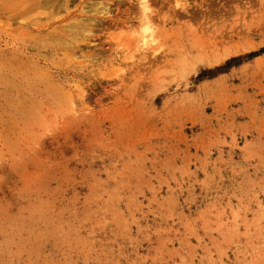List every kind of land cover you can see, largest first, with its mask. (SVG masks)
Masks as SVG:
<instances>
[{
  "label": "rangeland",
  "instance_id": "1",
  "mask_svg": "<svg viewBox=\"0 0 264 264\" xmlns=\"http://www.w3.org/2000/svg\"><path fill=\"white\" fill-rule=\"evenodd\" d=\"M142 1L0 0V264H264V0Z\"/></svg>",
  "mask_w": 264,
  "mask_h": 264
},
{
  "label": "trees",
  "instance_id": "2",
  "mask_svg": "<svg viewBox=\"0 0 264 264\" xmlns=\"http://www.w3.org/2000/svg\"><path fill=\"white\" fill-rule=\"evenodd\" d=\"M256 53H257V52H251L250 55H256ZM250 55H249V56H250ZM241 58H243V56H236V57H233V58L229 59V60L225 63L224 66L227 67V66L231 65L232 63H234V62H236V61H239ZM221 67H223V66L217 67V69H220Z\"/></svg>",
  "mask_w": 264,
  "mask_h": 264
},
{
  "label": "bare ground",
  "instance_id": "3",
  "mask_svg": "<svg viewBox=\"0 0 264 264\" xmlns=\"http://www.w3.org/2000/svg\"><path fill=\"white\" fill-rule=\"evenodd\" d=\"M141 7H142V10L144 11V13H146L147 12V10H148V5H147V1L146 0H144V1H142V3H141ZM146 30H148V27L146 28ZM144 40H146V38H143ZM143 40V41H144ZM155 41V40H154ZM145 42V41H144Z\"/></svg>",
  "mask_w": 264,
  "mask_h": 264
}]
</instances>
